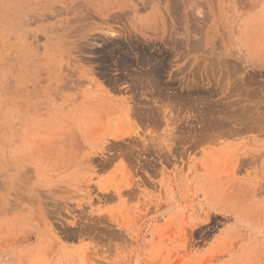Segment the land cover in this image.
Returning a JSON list of instances; mask_svg holds the SVG:
<instances>
[{"label":"rangeland","instance_id":"374dc122","mask_svg":"<svg viewBox=\"0 0 264 264\" xmlns=\"http://www.w3.org/2000/svg\"><path fill=\"white\" fill-rule=\"evenodd\" d=\"M0 264H264V0H0Z\"/></svg>","mask_w":264,"mask_h":264}]
</instances>
